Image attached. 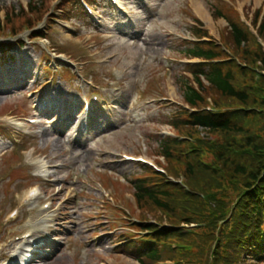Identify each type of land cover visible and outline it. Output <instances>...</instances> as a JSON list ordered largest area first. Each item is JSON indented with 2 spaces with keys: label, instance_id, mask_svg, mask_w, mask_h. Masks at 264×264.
<instances>
[{
  "label": "rangeland",
  "instance_id": "rangeland-1",
  "mask_svg": "<svg viewBox=\"0 0 264 264\" xmlns=\"http://www.w3.org/2000/svg\"><path fill=\"white\" fill-rule=\"evenodd\" d=\"M239 2L241 3L238 5V8H243L245 13L248 12L249 17L243 14L240 17L234 12H227V15L229 16H227V18L231 21L235 20L241 26L253 30V21H255V18L253 19V17L255 14L260 10L264 15V0H240ZM157 3L162 6L159 19L154 24L153 22L150 23L148 21L146 24L147 28L145 27V29H140V32H145L143 41L147 43V55L150 53L151 63L162 59L163 56L176 58L175 67L172 65L170 66H172L171 68L175 70V75L177 77L175 76L173 79H169L168 81L165 79L166 81H163V73L161 71H163L165 67L169 66L166 63L162 65L156 76L158 78L160 77L159 82H155L152 79L153 76L150 78L148 72H138L141 71L142 62L132 58V56L139 55L140 45L135 44L133 47L130 45L127 46V44L131 42L128 40L120 42L123 39L119 40L115 50L121 52L120 48L127 47V52L119 57V61L116 59L115 64L120 66V69H128V76L125 77L123 84H125L128 89L130 87L129 93L124 87L125 90L122 99L123 104L119 107L120 113L122 115H126L128 113L133 114V117H135L139 125L141 123L142 127L139 132L132 134L129 126H124L123 123L121 126L119 125L123 119L122 117L117 118L118 122H116V124L110 123L107 119L102 120L99 118L98 126L95 129L98 141L96 143H83L80 147H77L74 143L70 147L73 150H77L81 155L82 166L89 164L90 158L97 157V154L108 156L107 161L114 159L116 155L121 153L141 156L149 159V161L152 160L158 167H161L164 171H168L172 180V183L169 184L172 185L173 189L171 190V195L176 197V200L177 198L180 199V197L183 196L185 190L186 195H190L194 199L193 204L202 205L203 208V204H205L206 199H209V201H211V199L209 198V194H204V192L199 190L200 188L197 185L190 186V182L188 181L189 174L186 172L184 160L186 158L188 162V169L192 166V170L197 168L196 159L198 158H202L212 167L214 163L218 164L219 167H222L219 162L215 161L216 156H214L211 147L214 144L222 143L225 138L218 134H209L202 131L201 128L196 129L191 125L190 127L181 125L178 130H172L169 124L172 118L181 123H185L184 121L186 120L193 121L194 115H201L204 112L210 113V108L221 111L224 115H226L228 113L227 111L236 107L238 103H233L231 100H225L219 104L215 100L220 101V98L216 97L214 92H209L208 94L214 103H206L205 105L198 106L197 110L199 112L203 111L202 113L193 114L189 110V112H186L187 109H183L186 114H178V110L175 106H179L181 101H184L182 97L184 86L186 83L191 82V75L183 73L182 68H180V65L187 64L186 61L188 60V57H186L184 52L186 51L188 44L191 43L192 39H199L204 36V34H201L200 36L195 37L189 31V26L197 23L195 18L199 12L202 13L200 16L203 25L207 24L211 27L212 33L210 34L214 35L216 44L225 49L226 53L221 54V60L227 62L228 58L234 59V57H236L241 62L242 57L239 53H236L233 50L235 47H233L234 43L232 44V40L229 37L231 35L230 30L227 28V22L222 19L216 20V18L212 16L213 12L216 11V7L224 9L222 5L217 4L214 0H157ZM60 5L62 6L60 7ZM203 5H206L207 8L210 9L209 12ZM27 7L30 8V12L26 11ZM59 7L62 9H69L67 8V0H64L61 4L60 0H0V16L3 24L0 29V39H2L0 42L10 44L15 40V38L12 40L11 38L14 35H17V40L24 43L11 45L17 48L12 50V59H9L6 65V69L9 70V75L7 76L9 80H11V87L9 89L4 88V85L2 86V84H0L1 117L5 114H9L7 113V109L11 107H27L32 113H34V110H38L39 112L34 113V115L40 114L42 116L40 107H44L46 108L45 117L51 118V112L53 109L49 108H52L53 105H57L58 103L64 104V102H68L70 100L74 101L76 99L74 88L70 87L68 83L66 84L63 79L71 77L73 74L77 75V73H82V75L80 74L81 77H79V81L81 83L80 87L84 83H88L85 73L89 72V63L95 60L93 59L94 48L97 49L95 46L100 45L102 50L106 49V47L103 48V43H96L95 40H89L85 37L86 34L84 33L80 35V30H78L75 34L69 35L65 29L66 24H54L52 21L53 15L51 14H53L56 10L58 11ZM4 13H7L8 16L5 22H3ZM75 24L76 26H80L78 22H75ZM142 26L144 25L142 24ZM35 27L36 29H41L39 32L44 34V36L48 38V41L31 42L32 32H29V28ZM119 29L122 31L123 26L121 25V28ZM168 31H170V34L172 35L181 34L185 39H179L178 36L174 35V37L171 36V38H167L166 33ZM257 42L260 43L258 40ZM20 46L22 49H20ZM134 47L138 50H135ZM247 47H250V51L258 50L256 42H253L252 40ZM261 48L264 50V42L262 40ZM108 50H110V48H108ZM57 55H59L62 60L57 58ZM46 57L53 60L52 64L55 65V69L58 65H66V69L64 71L60 70V67H58L62 77L58 76V78H56L55 84L50 89L49 96L43 99L39 96V92H35L36 88L34 86L38 78H40L39 70ZM96 59L99 60L98 57ZM192 61L197 62L196 60ZM84 67L86 68L83 70ZM231 69H233V67ZM43 71L44 69H42V74ZM103 71L106 73V69ZM2 72L3 70L1 69L0 73ZM29 72L30 78L27 77ZM109 72L110 69L107 73ZM251 74L252 73L250 72L248 76H251ZM179 76L181 78H179ZM98 80L99 79H97V81ZM182 83H184L183 87ZM126 84H128L129 87ZM31 93L33 94L31 95ZM141 97L143 101L140 100ZM151 99H157L154 103L160 106L145 110L146 107L149 106L146 102L151 103ZM166 100H170V102ZM77 108L78 107H74L73 109L68 108V110L75 112L74 110ZM191 115H193V117ZM260 118L262 120L260 123H258L259 120L257 122L254 121V126L252 128L254 130H252V132L255 136H252V139H257V136H262L260 129H262V125L264 124V114H260ZM129 119L131 120V118ZM148 120H151V123H149ZM75 121L76 120L73 119L69 124L70 130L66 134H68L70 138L74 136V141L76 142L74 129ZM117 128H119L121 132H118V130H116ZM40 131H44L42 124L38 129L32 128L26 132L25 135L27 136L33 135L32 137L29 136L30 141L27 140V143L29 142L27 145L23 144L26 145L28 149H31L29 153L33 150L34 146H36L37 149H44V146L47 144L50 148V154H54L55 156L60 155L61 160L64 159L69 162L74 161L72 157H70L71 155L66 157L68 152L65 151L66 146L62 142V138L59 137V133H56L55 135L53 134L50 137H47L46 134L42 137V135L38 136V134H36ZM164 136H171L173 140L178 141L175 148L171 147L173 149L171 153L172 157L168 159H165L164 157L159 158L163 154L160 146V139ZM80 138L81 136H77V140ZM162 140L164 142L165 139ZM242 141L243 136H239V144H242ZM22 143L23 140L20 144ZM12 144L13 142H10V140L4 139V142L0 145V152L6 151L8 145ZM14 147L18 146L14 145L12 148ZM102 151L104 152L102 153ZM197 153L198 155H196ZM242 155L246 157L244 153L238 155L236 164L241 162L240 159H242ZM10 156L11 155L0 157V176L3 175L4 171H6V160H8ZM242 163L245 164V161ZM114 169V176L119 178V180H122L121 177L123 176L129 177L133 175L132 177L134 178L135 174H139V176H141V174L144 175V171H141L138 169V166L133 164L118 165L114 167ZM219 170V174L221 176L225 175V182H223V185L228 189V193L226 189H223L220 194H217L216 202H210L213 207L221 200H224L227 204L231 202L234 203L238 196V191L236 189H241L244 183V179L238 174H226V171L223 172V169ZM79 174H82L84 181H77V176ZM66 175V173H62L61 176L58 175L59 178L55 183V189L53 188L43 191L42 197L45 198L44 201L49 200L51 203H55L53 206L54 208L56 203L64 205L65 201L67 202L65 199V193L73 191V195L76 196V198L74 199V196H72L71 201H69L72 202L69 203V207L71 208L69 209V212L75 214V211L72 208L77 207L75 210L78 211L77 216L80 224L73 230V232H69V235H64L60 239L56 238L59 231L62 232L63 229L58 227V225H54L53 222L52 224L45 223L44 225L42 218L47 215L46 213L48 211L46 210L39 215L35 214V211H37L36 213L43 211L44 204L30 205L21 212L20 218L7 226H3V229L0 230V264H19L18 261H21L19 258L22 250H28V247H26L24 243L25 241L22 242L21 238L29 231L35 232L33 237L29 239L31 242L34 243L42 240L40 242L42 243V251L44 252L41 254V257L47 256L42 260L41 258H36L33 264H140L139 262L133 260L131 256L123 253L122 250V248H128V245L132 243L131 239H136V241L140 243L143 237H148L147 233L143 234V236L141 231L137 230L139 226L143 228L138 222L139 220L154 222V227H158L159 230L174 231L181 237V243L185 242L186 239H188L189 242L193 240L195 242L193 249L194 253L191 257L193 258V262L195 257H197L199 259L197 261L198 263L206 264L207 257L199 252V250H202V248L206 250L212 248V252L217 256V258L213 260V264H231L228 262L231 260H235L236 263L234 264H257L252 256L248 255L247 257L242 254V256L239 257L236 252L232 251L230 245L231 236L229 235V229L227 226L230 213L228 218L222 222V224H225L226 226L221 230V234L213 226H200L201 224H198V222L203 223L205 221L199 217H206V215L202 212L200 215L196 216L193 214L190 216L191 223H185L187 222L186 213H188L191 208L188 207V203L186 204L184 202L182 206V200L170 203V210L167 213L158 212L146 200H144L143 204L140 203V205H143L141 208L140 206L137 208L135 207L133 212L126 208L127 203L129 202L127 199H129L130 196H126L127 198L122 200L119 199L117 195H113L112 197L110 195V191H106L104 189V181L101 178H98V176H93L91 170L86 171L83 169L76 171L72 178H67L68 176ZM226 175L228 178H226ZM198 176H200V174H194L193 183L197 182L196 179H198ZM187 182L188 184H186ZM151 183L155 184L157 183V180H151ZM4 184L5 182L2 183L0 187L1 210H3L5 200L8 201V199H5L6 193H3L4 189L7 187ZM91 185L95 186L99 190L90 188ZM165 185L167 184L165 183ZM27 186L26 182L20 181L18 185L14 186L13 192L22 191ZM111 188L114 189V187ZM58 189L59 191H62L61 195H58ZM85 189L88 191L84 192V194L80 193V191ZM129 190H133V187L131 186L129 189L126 188L125 192L129 193ZM128 193L126 194L128 195ZM226 194L227 196L225 198L221 197ZM63 195L64 197H62ZM113 198L116 199L113 201ZM98 202H100V204L97 207L96 204H98ZM231 204H229L228 209L231 207ZM204 210H206L205 207ZM29 212L33 213V215L35 214L36 218L28 225L30 220ZM228 212L229 210H227L226 213ZM139 216L143 218H138ZM214 216L219 218V216ZM6 217L7 216L4 218ZM81 219H85L86 224H83V220L81 221ZM40 221L42 224L39 223ZM54 226L56 227L53 228L52 233L51 229ZM166 226L172 228H167ZM67 228L68 230H72V226L69 224L67 225ZM47 232H50L48 236H46ZM127 233L134 237L129 238ZM210 235L213 236L212 239ZM219 237L223 238L225 245L229 249H224L219 246L220 243L216 241ZM49 239H56L57 241H52L55 243L51 244ZM12 244H15L14 248ZM8 246L9 248H7ZM214 247H216L215 251L217 253L214 251ZM167 248L162 249V253H166ZM173 249L175 250L176 248L173 247ZM167 253L169 256L166 255L164 258H172L173 255L169 251H167ZM13 259H16L17 261H13ZM145 263L151 264L147 260Z\"/></svg>",
  "mask_w": 264,
  "mask_h": 264
},
{
  "label": "trees",
  "instance_id": "trees-1",
  "mask_svg": "<svg viewBox=\"0 0 264 264\" xmlns=\"http://www.w3.org/2000/svg\"><path fill=\"white\" fill-rule=\"evenodd\" d=\"M231 29L232 31L230 39L235 44L236 48H241L243 45L247 46L250 43L249 35L238 25L231 23ZM261 33L264 36V22L261 26ZM189 53L193 57H198L206 61H214L219 57V52L213 48L204 49L202 47H198L192 49ZM260 57L264 67V54H261ZM248 75L249 74L243 73L237 74L235 69H224L223 67H220V65L210 64L199 66L197 67L194 75V81L198 85L199 89L196 90L192 86H186L184 98L192 106L198 107L207 103L201 92L205 94L214 92L215 96L220 98V101L215 100L219 104L222 101L231 100L233 103H238V105L246 107L249 105H254L259 108H264V92L257 91L254 95L250 94L253 90L252 86L254 78L252 75ZM202 78L209 83L210 87L204 85ZM259 89H262V87ZM254 121H258V117L255 115H244V118L241 119L240 117H234L231 114H227L222 119H214L208 115L201 114L195 116L192 122L184 121L185 123H181L176 121L172 123V126L179 129L181 125H191L192 127H196V129L203 128V130L209 134H218L225 138L222 143H218L216 146L218 152L221 153L219 156H217V159L219 164L222 166L221 169H223V172L226 171V174H238L244 179L242 188L236 189L239 196L245 189L256 187L255 185L262 177H264V124L262 125V129H260L262 136H257V139H252L251 137L255 136V134L252 132V130H254L252 129L254 126ZM239 136H243L242 145L245 144L244 147L252 148L253 152L251 150L248 151L252 154L246 155V157L242 155V159H240L241 162L236 164L238 155L233 156L225 152L232 147L237 148V145H239ZM163 146L165 153L168 154L169 158H171V153L173 150L171 147H173L174 144L163 143ZM243 161H245V164L242 163ZM186 168V172L189 174L188 181L190 182V186L197 185L200 188L199 190L205 194H220L223 189H227L223 185V182H225V175L221 176L219 174L220 171H213L212 169L204 168L200 165H198L197 168L193 170L192 166L188 169L187 165ZM195 173L200 174V176H198V179H196L197 182L193 183V176ZM226 178H228L227 175ZM135 188L137 189L141 200L151 201L152 204L157 207L170 210L169 204L172 203L171 191L166 190L165 188H148L146 182L144 181L136 183ZM260 189L261 188L259 187L256 188V192L252 193V198H246L243 201V205L241 201L240 206L242 205L241 208L243 211V216L239 215V211H235L231 225L228 226V229L229 235L231 236L230 245L232 251L237 253V256L241 257L242 254H245L247 252L246 250L249 249L255 253V257L258 260L264 261V243H261L259 238L262 230L263 216L261 212L263 208L260 204V196L258 194L260 193ZM226 196L227 194L221 197L225 198ZM216 198L217 196L211 198V201L208 200V202H205L203 205L206 210H204L202 205L200 206L195 203L193 204L194 199L192 197L186 196L185 193L180 197V199L186 201L185 203H188V207L191 208L186 214H191V216L195 214L197 216L202 212L206 215V217H199H201V219L210 220L215 217L214 215L220 216L226 211L223 209L227 205L224 200L219 201L216 206H212L210 202H216ZM175 200L176 199H174V202H176ZM221 210L222 213H220ZM246 244L250 247H246ZM224 249L229 248L225 245ZM158 255L159 253L152 249H148V252L142 253V256L151 258L153 260L158 259ZM228 262L231 264L236 263L235 260Z\"/></svg>",
  "mask_w": 264,
  "mask_h": 264
}]
</instances>
